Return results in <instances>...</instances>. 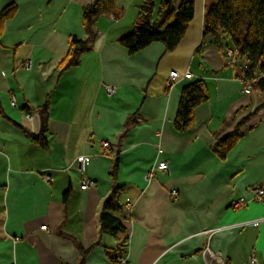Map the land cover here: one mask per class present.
<instances>
[{
  "label": "crops",
  "instance_id": "obj_1",
  "mask_svg": "<svg viewBox=\"0 0 264 264\" xmlns=\"http://www.w3.org/2000/svg\"><path fill=\"white\" fill-rule=\"evenodd\" d=\"M93 1L0 0V12L17 5L0 32V264H79L73 237L85 249L100 237L113 184L110 148L121 152L117 215L126 230L103 234L85 264H116L105 249L125 238L129 264H264V201L252 199L264 186V92L244 91L245 60L232 64L211 43L196 51L213 0H195L176 49L156 41L135 54L119 39L133 30L144 0H114L91 50L59 77L69 37H87L82 11ZM173 70L179 78L169 85ZM197 79L207 82L209 98L180 132L181 89ZM47 100L43 147L32 135L41 129L35 108ZM254 112L242 128L250 130L220 159L213 145ZM161 160L168 170L151 173ZM85 180L93 184L85 188Z\"/></svg>",
  "mask_w": 264,
  "mask_h": 264
},
{
  "label": "trees",
  "instance_id": "obj_2",
  "mask_svg": "<svg viewBox=\"0 0 264 264\" xmlns=\"http://www.w3.org/2000/svg\"><path fill=\"white\" fill-rule=\"evenodd\" d=\"M114 0H94L84 6L82 22L87 32L86 38L70 36L65 54L58 62L59 77L68 69L77 66L81 62L83 53L91 50L98 35L97 22L99 18L112 10ZM196 10L195 0H160L157 6L156 0H144L140 12L134 22L133 30L119 39L130 54H135L153 42H161L167 51L177 48L185 37L191 21L194 19ZM17 11V5L12 3L4 7L0 12V32L5 20L13 17ZM211 43L219 50L226 51L228 48H240L238 60H246L242 64L246 82L257 78L260 72H264V0H213L205 10L203 37L196 51ZM246 65V66H245ZM259 89L264 92V81ZM209 98L207 82L197 79L189 82L181 89V96L174 126L176 130L184 132L194 125L195 108ZM49 108L47 100L42 106L36 107L41 118V129L38 135H32L33 139L43 147L48 146L47 132L49 131ZM27 110H31L27 106ZM255 115L239 119L232 132L224 135L213 145V152L222 160L226 159L229 152L243 138L250 128L243 130L247 121ZM130 119L125 122V127L119 139H123L130 127ZM113 158L110 175L113 184L109 194L102 202L99 214L100 237L90 248H83L80 241L73 240L81 252L79 264H85L86 257L91 250L100 244L103 234L117 236L126 228L122 219L117 215L122 208L121 191L123 187L117 183L120 169V149L114 151L110 148L107 153ZM70 191L65 193V201ZM110 260L117 263L120 256L127 253V239H122L118 249L111 252L105 249Z\"/></svg>",
  "mask_w": 264,
  "mask_h": 264
},
{
  "label": "built area",
  "instance_id": "obj_3",
  "mask_svg": "<svg viewBox=\"0 0 264 264\" xmlns=\"http://www.w3.org/2000/svg\"><path fill=\"white\" fill-rule=\"evenodd\" d=\"M239 53H240V48L237 47H231L228 48L226 51V57L228 60L234 64L236 61H238L239 58ZM246 66V65H245ZM179 78V73L176 70H173L170 72L169 76V85L175 82ZM242 79L245 85L244 91L248 94L252 93L253 90L259 89L260 83L264 81V72H260L259 76L257 78H254L252 80H249L246 82L245 77H244V72H243V67H242ZM105 90L107 94L111 95L114 88L111 85H106ZM15 105V103H13ZM106 146L107 143H104ZM160 154L163 153V150L159 151ZM82 160V158L80 159ZM169 168L168 162L166 160H161L156 167L152 168L151 173L158 172V171H167ZM93 184L92 181L90 180H85L83 181V187L87 188ZM178 191L173 189L170 192L171 197L177 196ZM252 199L257 200V201H264V186L262 185H257L253 188L252 190ZM246 203V200L241 199L239 201L233 202L235 206H240L242 204ZM128 206H130L129 203H127ZM45 228V226L43 227ZM253 263L255 264V259H253ZM116 264H129L125 256H120L118 258V262Z\"/></svg>",
  "mask_w": 264,
  "mask_h": 264
},
{
  "label": "rangeland",
  "instance_id": "obj_4",
  "mask_svg": "<svg viewBox=\"0 0 264 264\" xmlns=\"http://www.w3.org/2000/svg\"><path fill=\"white\" fill-rule=\"evenodd\" d=\"M242 60H245V59L243 58ZM245 63H246V60L243 62V64H245Z\"/></svg>",
  "mask_w": 264,
  "mask_h": 264
}]
</instances>
